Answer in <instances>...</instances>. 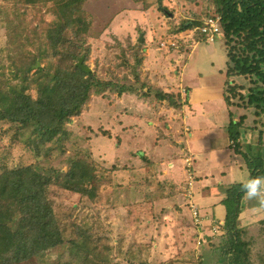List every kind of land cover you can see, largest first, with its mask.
Returning a JSON list of instances; mask_svg holds the SVG:
<instances>
[{
	"label": "rangeland",
	"instance_id": "1",
	"mask_svg": "<svg viewBox=\"0 0 264 264\" xmlns=\"http://www.w3.org/2000/svg\"><path fill=\"white\" fill-rule=\"evenodd\" d=\"M211 3L212 0H87L85 8L91 25L87 38L90 55L85 65L103 80L119 85L148 83L165 92L180 93L183 108L158 104L154 95L145 97L141 88L122 94L111 88L103 94H93L82 115L68 124L71 135L63 141L64 150L53 148L47 159L44 152L38 154L29 148L32 140L41 135L34 124L15 130L11 123H1L0 172L5 166L38 163L65 173L73 156L92 164L96 171L88 194L50 183L48 196L65 242L39 258L19 264H216L214 257L209 256L204 263L199 258L211 244L221 243L218 238L223 231L217 219L212 221L200 212L202 206L195 199L194 181L199 177L191 170L193 152L186 146L185 119L189 116L192 87L209 84L210 92L221 91L227 71L225 39L207 38L200 30L203 25L192 24L182 30L184 24L204 22L216 14ZM6 29L0 27V70ZM139 41L143 45L138 49ZM32 49L45 58L52 55L43 34L34 35ZM138 56L144 60L136 67ZM4 63L9 67L8 60ZM8 67L0 76L2 82L12 77ZM230 82L226 87L230 97L231 88L234 91L233 87L237 90L244 84L246 89L249 87L246 80L235 76ZM246 89L241 93H247ZM231 100L236 103L239 99ZM226 105L229 116L231 111L236 119L246 114L247 123L253 125L241 128L242 148L254 156L261 148L264 153V135H260L264 120L239 110L235 104ZM227 160L225 157L212 163L228 166ZM234 166L231 168L236 182L247 180L248 171L237 172ZM244 203L245 208L256 205L255 201ZM244 219L252 240L251 260L264 264V214H254L251 209ZM77 227L94 238H82Z\"/></svg>",
	"mask_w": 264,
	"mask_h": 264
},
{
	"label": "trees",
	"instance_id": "2",
	"mask_svg": "<svg viewBox=\"0 0 264 264\" xmlns=\"http://www.w3.org/2000/svg\"><path fill=\"white\" fill-rule=\"evenodd\" d=\"M86 2L0 0V27L7 28L4 32L7 35L6 45L1 49V55H5L2 56L0 76L5 75L8 66L4 62L8 60L11 79L18 80L15 82L6 78L2 82L0 79V124L9 122L16 127L15 130L34 124L41 135L38 140H32L29 148L38 154L44 152L45 157L53 148L64 150L63 141L71 135L68 124L82 115L93 94H103L111 88L119 94L141 88L145 97L155 96L158 104L165 102L178 110L183 107L180 93L165 92L148 83L140 86L137 83L119 85L103 80L92 71L86 72L78 65L81 58L87 60L90 55L87 38L91 22L85 8ZM211 4L216 14L209 17H219V31L215 37L223 36L225 39V100L262 121L264 0H212ZM48 17H51L50 21ZM192 24L204 26L205 21L184 24L182 30L191 28L194 26ZM41 34L45 35L52 51V55L46 58L32 49L34 35ZM142 45L139 41L136 46L139 49ZM138 57L136 67L142 65L144 60ZM233 76L246 80L249 87L246 89L247 85L244 84L237 90L233 87L234 91L231 88L230 97L226 87L232 84L230 79ZM241 89H246L247 93H241ZM232 97L239 100L233 103ZM233 113L230 112L228 126L231 147L244 158L249 177L264 175V153L260 151L254 156L242 150L241 128L253 125L247 123L246 114L236 119ZM263 134L264 130H261L260 135ZM172 158L173 155L167 159L170 161ZM67 163L65 173L38 163L13 168L5 166L0 172V264H19L39 258L42 253L65 242L48 196L50 183L54 182L58 187L78 194H88L96 173L92 164L78 157H71ZM224 188L221 202L226 215L221 226L223 235L218 238L222 241L218 245L211 244L209 254L206 249L199 258L202 263L210 256L214 257L216 264H254L251 260L252 240L248 236L250 230L240 221L245 201L240 183L235 182ZM77 229L82 238H94L92 233H84L80 227ZM209 239L214 240L213 237Z\"/></svg>",
	"mask_w": 264,
	"mask_h": 264
},
{
	"label": "crops",
	"instance_id": "3",
	"mask_svg": "<svg viewBox=\"0 0 264 264\" xmlns=\"http://www.w3.org/2000/svg\"><path fill=\"white\" fill-rule=\"evenodd\" d=\"M223 83L224 81L221 82V91L214 90L210 92L209 88H212V86H209V84L207 86L196 84L195 88L192 87L187 107V115L189 116L185 119V128H187L186 146L193 152L194 166L191 170L194 171L195 177H199L198 180L194 181L195 199L202 206L200 212L210 216L212 221L217 219L220 224L224 223L226 215L225 207L221 202L225 191L224 187L235 183L237 180L236 177H233L231 166L232 164L235 165V171L238 170L237 172L247 170L243 162L244 158L231 147L232 142L228 137L231 116H229L228 106L226 105ZM146 120L148 121V119ZM147 124L150 125V122H147ZM157 138L156 135V142ZM159 142L162 143L163 141L159 139ZM242 150L245 151L243 148ZM260 151L263 152V149L261 148ZM211 155L213 157H210ZM225 157L228 158L226 162L228 166L213 164L225 160ZM249 176L248 171L247 177L249 178ZM255 206L253 204L249 206L252 208L243 206V212L240 216V221L243 224L247 223L244 214Z\"/></svg>",
	"mask_w": 264,
	"mask_h": 264
},
{
	"label": "clouds",
	"instance_id": "4",
	"mask_svg": "<svg viewBox=\"0 0 264 264\" xmlns=\"http://www.w3.org/2000/svg\"><path fill=\"white\" fill-rule=\"evenodd\" d=\"M240 189L247 201H255L252 209L254 214H264V175L249 177L247 180L238 181Z\"/></svg>",
	"mask_w": 264,
	"mask_h": 264
},
{
	"label": "built area",
	"instance_id": "5",
	"mask_svg": "<svg viewBox=\"0 0 264 264\" xmlns=\"http://www.w3.org/2000/svg\"><path fill=\"white\" fill-rule=\"evenodd\" d=\"M219 17H210L205 21V25L201 30L202 34L211 40L214 39L215 34L219 31Z\"/></svg>",
	"mask_w": 264,
	"mask_h": 264
},
{
	"label": "water",
	"instance_id": "6",
	"mask_svg": "<svg viewBox=\"0 0 264 264\" xmlns=\"http://www.w3.org/2000/svg\"><path fill=\"white\" fill-rule=\"evenodd\" d=\"M142 40V39H141ZM83 61H84V58H81L78 62V65L83 69L85 70L86 72H90L91 71V68L85 64H83Z\"/></svg>",
	"mask_w": 264,
	"mask_h": 264
}]
</instances>
